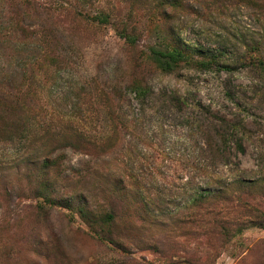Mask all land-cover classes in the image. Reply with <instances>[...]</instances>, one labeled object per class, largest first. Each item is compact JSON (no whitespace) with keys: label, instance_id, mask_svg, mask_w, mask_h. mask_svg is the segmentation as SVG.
Returning a JSON list of instances; mask_svg holds the SVG:
<instances>
[{"label":"rangeland","instance_id":"374dc122","mask_svg":"<svg viewBox=\"0 0 264 264\" xmlns=\"http://www.w3.org/2000/svg\"><path fill=\"white\" fill-rule=\"evenodd\" d=\"M70 1L0 0V76L6 80L30 62L31 33L50 28L56 16L62 21L57 67L43 96L66 110L83 99L81 90L105 85L109 92L130 72V55L113 25L66 12L111 13L123 7L120 0ZM130 1L128 26L139 36L140 51L156 42L155 32L169 31L188 50L215 56L219 66L183 64L167 74L149 61L139 73L145 100L123 96L122 114L135 124L119 145L128 156L102 160L115 175L128 169L136 177L134 201L101 193L103 183L115 188L114 178L87 175L93 161L76 150H65L64 180L42 177L39 166L20 175L9 170L1 185L0 264H264V80L251 61L257 52L264 59V0H230L223 15L205 9V0H180L185 9L175 11L157 0ZM118 21L113 15L112 24ZM199 130L216 140L225 136L210 175L200 171ZM13 154L0 145L5 161L22 158ZM48 181L55 191L42 201L36 182ZM205 190L215 191L213 199L192 217L193 202Z\"/></svg>","mask_w":264,"mask_h":264},{"label":"trees","instance_id":"16d2710c","mask_svg":"<svg viewBox=\"0 0 264 264\" xmlns=\"http://www.w3.org/2000/svg\"><path fill=\"white\" fill-rule=\"evenodd\" d=\"M59 1L68 5L71 2L70 0ZM120 2L123 7L116 5L114 7L117 8L111 13L100 11L96 15H90L86 11L83 13L84 11L78 10L77 7L67 9L66 12L75 16H85L87 21L100 26L113 25L115 27L117 35L123 40L126 55H130L128 56L129 76L121 87L117 88L118 85H115L110 88L109 92V88L105 85L100 88L83 89L81 90L83 99H77L70 110L59 109L46 101L43 96L45 81L57 67L55 66L56 55L60 44L58 36L62 25L58 16L50 28L31 33L34 39V53L30 62L22 67V73L8 80L0 76V145L10 148L14 153L11 156L22 155L20 160L13 163L5 161L6 157L0 155V199H2V180L11 175L9 170H13L12 175H20L22 168H27L26 171H34V167L39 166V175L42 177L49 179L53 174L56 179L59 176L63 180L69 178L65 176V171L61 167L67 158L65 150L71 149L88 156L89 162L93 161V165L85 168L84 172L87 175L101 178L103 181L114 178L115 188L103 183L99 185L101 193L104 195H112L115 192L123 193L134 201L133 191L136 188V177L128 173V169L115 175V172L110 169V164L102 160L103 157L110 158L113 155H118L116 160L128 156L119 153V145L124 135L133 133L135 124L122 114L120 102L123 96L133 95L139 102L145 100L147 88L145 81L139 78V73L149 61L167 74L175 72L183 64H191L203 70L219 66L215 56L208 57L206 54L188 50L177 40L176 35L169 31L155 32L156 42L147 47L145 52L140 51L139 36L134 28L128 26V22L134 17L133 8L126 7L131 1L120 0ZM157 2L159 7L167 11L185 9L184 3L180 0H157ZM201 5L207 10L223 15V10L232 4L230 0H205V3L201 2ZM57 11L56 9L54 13ZM113 15L119 19L117 24H112ZM165 16H167L166 12ZM251 61L264 80V59L260 52H257V56L251 58ZM199 131L204 142V147L199 148L200 154L204 156L200 163V171L205 175H210V169L215 165L221 148L223 149L221 145L225 143V136L218 135L216 140L210 133L204 130ZM70 171L71 174L78 173V170ZM142 172L140 168V173ZM30 174L33 173L30 172ZM121 174L126 177H121ZM52 185L53 183L49 181L47 183L36 182L35 188L39 193L36 198L47 201L50 189L55 191L53 188L55 185ZM214 192L205 190L197 194V200L193 202L192 217H197L194 211L204 209L202 206L214 196ZM50 203L55 207L60 205L56 200ZM138 204L144 207L142 201ZM93 232L97 233L96 230Z\"/></svg>","mask_w":264,"mask_h":264}]
</instances>
